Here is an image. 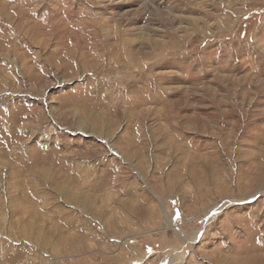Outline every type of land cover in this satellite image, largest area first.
<instances>
[{
    "label": "rangeland",
    "instance_id": "374dc122",
    "mask_svg": "<svg viewBox=\"0 0 264 264\" xmlns=\"http://www.w3.org/2000/svg\"><path fill=\"white\" fill-rule=\"evenodd\" d=\"M0 264H264V0H0Z\"/></svg>",
    "mask_w": 264,
    "mask_h": 264
},
{
    "label": "bare ground",
    "instance_id": "6f19581e",
    "mask_svg": "<svg viewBox=\"0 0 264 264\" xmlns=\"http://www.w3.org/2000/svg\"><path fill=\"white\" fill-rule=\"evenodd\" d=\"M121 51V50H120ZM122 53V52H121ZM121 53L119 54L120 56H121ZM125 55V54H124ZM124 55H123V57H124ZM125 59H127V56L125 57ZM127 61V60H126ZM131 62V61H130ZM125 63H127V62H125ZM128 85V84H127Z\"/></svg>",
    "mask_w": 264,
    "mask_h": 264
}]
</instances>
